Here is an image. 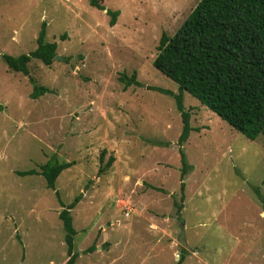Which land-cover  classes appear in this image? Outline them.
<instances>
[{"label":"rangeland","instance_id":"obj_1","mask_svg":"<svg viewBox=\"0 0 264 264\" xmlns=\"http://www.w3.org/2000/svg\"><path fill=\"white\" fill-rule=\"evenodd\" d=\"M100 1L120 10L114 26L90 0H0L2 53L35 50L46 22L62 57L33 59L26 75L0 56V264L67 262L56 190L66 205L82 195L75 264H178V252L181 264H264V134L249 139L184 91L193 130L181 145L175 97L149 88L179 93L154 60L201 0ZM134 73L141 84L126 87ZM31 79L50 91L33 98ZM181 148L192 167L182 221ZM52 159L73 163L56 190L19 174Z\"/></svg>","mask_w":264,"mask_h":264},{"label":"trees","instance_id":"obj_2","mask_svg":"<svg viewBox=\"0 0 264 264\" xmlns=\"http://www.w3.org/2000/svg\"><path fill=\"white\" fill-rule=\"evenodd\" d=\"M90 3L100 10L107 9L100 0H90ZM120 13V10L107 9L111 26L117 23ZM46 26L43 22L35 50L19 56L0 51L11 70L29 75V63L33 59H39L48 66L54 62L58 44L46 40ZM61 38L65 39V36ZM154 65L179 85L178 94L160 87L149 88L175 97L184 122L179 138L181 145L193 130L190 111L184 108V91L198 98L249 139L255 140L264 134V0H201L174 35L162 34ZM120 80L126 87L141 84L137 73L131 77L124 74ZM31 81L33 98L50 91L48 87L36 84L34 79ZM105 154L104 150L102 161ZM181 159V203L175 201L180 221L183 220L181 212L186 196L184 178L192 168L182 148ZM114 161L115 157L111 156L100 172L107 171ZM72 166V162L52 159L41 166L40 172L31 169L19 174L42 175L47 186L56 190L58 177ZM257 192L264 200L259 189ZM56 194L63 206L59 215L66 230L68 246L69 258L65 264H75L79 254L75 252L77 230L71 210L79 204L82 195L66 205L57 190ZM94 249V246L90 248ZM183 260L184 255L181 254L178 264Z\"/></svg>","mask_w":264,"mask_h":264},{"label":"water","instance_id":"obj_3","mask_svg":"<svg viewBox=\"0 0 264 264\" xmlns=\"http://www.w3.org/2000/svg\"><path fill=\"white\" fill-rule=\"evenodd\" d=\"M60 58H62L60 55H57L56 57H55V59H60ZM182 225H183V227H184V222H182ZM179 243L181 244V245H183L184 247H189L188 246V243H187V241H186V239H185V227L183 228V230H182V233H181V235L179 236Z\"/></svg>","mask_w":264,"mask_h":264},{"label":"crops","instance_id":"obj_4","mask_svg":"<svg viewBox=\"0 0 264 264\" xmlns=\"http://www.w3.org/2000/svg\"><path fill=\"white\" fill-rule=\"evenodd\" d=\"M182 254V253H181ZM176 256H178V258H180V252H178L177 254H176Z\"/></svg>","mask_w":264,"mask_h":264}]
</instances>
